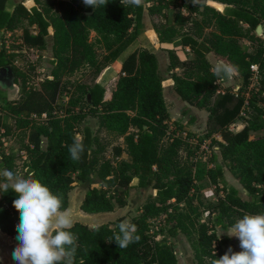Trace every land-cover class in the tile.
I'll list each match as a JSON object with an SVG mask.
<instances>
[{
	"label": "trees",
	"instance_id": "1",
	"mask_svg": "<svg viewBox=\"0 0 264 264\" xmlns=\"http://www.w3.org/2000/svg\"><path fill=\"white\" fill-rule=\"evenodd\" d=\"M33 1L31 8L20 2L11 12V0H0V68L11 65L18 57L1 41L17 23L27 21L30 26H36V41L52 34L53 78L31 86L28 75L13 65L15 86L22 88L20 98L8 101L7 94L0 89V100L5 101V105L0 104V110L13 117L19 128L30 130L29 140L34 149L24 176L35 173L34 178L62 196L65 209L73 184L80 182L86 189L82 210L87 214L127 207L135 186L152 187L155 192V200L146 203L132 221L139 242L126 249H119L112 240L124 217L95 229L79 224L71 229L78 236L76 264H179L173 247L155 241L151 234L150 220L169 213L170 209L175 212L170 219L171 229L186 236L196 264H211L212 259L223 256L222 246L229 238H220L215 229L228 230L245 214L264 213V136L250 138V132L261 130L263 124L251 121L238 132L230 129L241 119L247 105L258 109L257 103H264V77H259L258 87L249 90V97L241 89L219 92L220 79L212 72L207 54L214 52L226 63L238 66V74L249 86L253 76L251 66L258 64L260 74L264 70V46L242 24L252 30L263 26L264 0H218L227 5L223 12L207 5L206 0H195V4L184 0V11L174 12L172 20L171 8L181 7L180 0H147L148 7L107 0L105 7L95 10L86 7L82 0ZM146 10L152 20L153 34L160 43H172L180 38V46L189 47L192 52L191 59L181 60L176 50H169L168 68L178 96L189 105L209 112L204 136L197 143L189 140L195 135L185 125L171 120L159 61L148 49L133 50L121 63L109 93L99 84L88 87L83 99L70 98L63 115L54 114L64 89L63 78L83 67L100 65L95 43L104 49L105 63L117 60L143 30ZM23 33L30 38L29 30L24 29ZM242 40L252 43L253 54L241 45ZM177 69L182 73L177 74ZM88 116H97L107 132L124 138L125 146L115 147L114 155L121 158L126 154L128 159L116 164L111 160L100 161L95 155L98 150L94 148L95 137L90 129L82 137L85 151L81 159H71L69 146L77 137L76 125ZM43 138L46 146L42 149ZM209 138L218 144L233 176L253 195L252 200L243 199L237 188L228 186L224 169L217 163V151H213V167L195 163L197 150ZM2 157L0 169L12 164L11 157L5 154ZM205 179L220 185L218 189L223 193L216 205L219 212L213 226L198 222L180 209L197 188L196 184ZM95 183L99 187H94ZM15 198L10 190L0 191V228L10 236L18 234L16 226L20 219L13 207Z\"/></svg>",
	"mask_w": 264,
	"mask_h": 264
},
{
	"label": "rangeland",
	"instance_id": "2",
	"mask_svg": "<svg viewBox=\"0 0 264 264\" xmlns=\"http://www.w3.org/2000/svg\"><path fill=\"white\" fill-rule=\"evenodd\" d=\"M43 3H47L49 0H41ZM199 1V0H196ZM219 2L218 0H214ZM23 2L26 7L31 8V5H34L33 0H11L9 5V10L11 12L14 11L17 4ZM184 0H180L178 5L181 7L171 8L170 11V19L172 20V14L176 11L183 10L182 5H184ZM215 3L217 7H222L219 2ZM143 4L148 7L147 0H144ZM221 12V11H220ZM145 17L147 18V13H145ZM194 18H198L197 15L193 16ZM147 21V20H146ZM147 23V22H146ZM151 25V24H150ZM153 25V24H152ZM147 25L140 33V39L142 42L150 45L151 35L153 33H148L146 31ZM151 27V26H150ZM36 26H30L27 21H23L20 24H16L12 31H8L3 35L1 41L4 42L6 48L10 51V53H15L18 57L14 60L11 66H16L25 72L29 77V84L31 86H39V83L44 79H52V47L50 38L43 39V41H36L34 38H37V35L32 34V31H37ZM242 28L248 31L251 35L254 34L259 38V43L264 46V22L262 26V33L260 35L257 34L256 30L250 29L247 25L242 24ZM27 29L31 32L30 38H26L24 36L23 30ZM152 38V37H151ZM92 39L95 42V34H92ZM96 49L100 59V65L96 68H92L89 66L83 67L81 70L76 72L73 75H67L63 78L64 89L60 98L58 99V103L56 106L55 115H63V112L66 108V105L70 98L73 100L83 99L85 92L88 87H92L96 84H99L106 89V93H109L115 83L116 75L120 71V65L117 60L112 63H105L103 58L105 55L104 49L98 44L95 43ZM241 45L250 53L253 54L255 49L252 43L248 40H242ZM177 53L182 58L191 59L190 52H181V50H176ZM132 51H125L119 61L122 63L131 53ZM192 54V53H191ZM158 61L160 62V70L159 73L164 80H167L171 77L169 73V69L163 65V56L161 53H158ZM219 61L226 63L219 56L216 57ZM181 73V72H178ZM264 77V70L260 74L259 77ZM237 86L239 87L237 89ZM257 86V82H252L249 86L245 85L244 79L237 73L234 76V80L231 82L229 86H227L223 81L218 82L219 90L221 91H232L238 92L240 89L249 97V90L253 87ZM258 87V86H257ZM1 90L5 91L7 94V100L13 101L20 98L22 94V88L20 85H16L13 89L4 90L0 87ZM165 99L167 103V108L172 111V114L176 117H180L183 113H187L186 109L188 106H184L185 104L181 103L179 98L175 96L172 89H165ZM1 105H5V101L0 100ZM258 109L264 111V103L259 101L257 103ZM189 108V107H188ZM191 109V108H189ZM253 106L247 105L244 109L241 119L231 125L230 129L233 132L240 131L243 127L251 121H258L263 124V128L257 132H250V138H258L264 136V114ZM190 111V110H189ZM197 111V110H196ZM0 163L3 162L2 155L5 154L7 157H11L13 159L12 164L3 165L2 169L7 168L18 175L24 176L25 165L29 161H31L32 152L31 149H34V146L30 143L29 140V129L19 128L16 124V121L13 117L9 116L7 113L0 110ZM36 122L42 123L41 119L38 117H34ZM77 136L83 137L86 129H90L95 137V146L94 148L98 150V153L95 154L96 157L102 160H111L114 164H116L121 159H128V155L123 154L121 158H117L114 155V148L118 146H125L124 138L119 137L115 134H110L100 125V119L97 116H88L86 119L78 123L77 125ZM173 126V125H171ZM196 130V129H195ZM192 135L189 140L191 142L197 143L200 138L204 136L201 130L199 131H191ZM183 137H186L185 133H182ZM200 137V138H199ZM213 138V137H212ZM218 141L220 137H215ZM209 142V152L203 151L200 152L199 149L196 152L194 157L195 163L201 162L208 167H213L214 163L212 162L213 151H217L218 153V162L224 169V174L228 182V186L236 187L239 190V195L246 200H252L253 195L248 193L242 185L238 182L237 179L232 174L230 170L229 162L225 161L220 153V147L216 142L212 141L211 138L206 139ZM46 146V139H42V149ZM215 148V150H213ZM185 155V153H183ZM135 184H137V180H135ZM74 189L71 192V195H75L81 188H84L80 182H75ZM197 188L192 192L187 203L181 204V211L192 217L193 219L198 220L200 223H207L213 226L216 216L218 215L219 210L216 205L219 203V199L223 197L220 185H214L209 180L205 179L203 181L198 182ZM93 186L99 187V183L93 184ZM85 189V188H84ZM86 191V189H85ZM85 194V192L83 193ZM155 200V192L152 187H138L135 186L130 191L129 195V203L128 206L120 209L116 208L113 212L115 214L114 221L116 222L118 218L124 217L125 220L130 221L132 223L134 217L140 214L141 208L151 201ZM175 212L173 210H169V213L162 214L158 218H154L150 220L151 223V234L155 241L169 244L175 250V253L178 257L179 264H191L194 261V252L191 246V243L188 241L186 236L178 231H174L171 229L170 219L174 217ZM264 214V213H263ZM171 215V217L169 216ZM111 222V223H113ZM110 223V224H111ZM220 238L228 237L229 241L226 245L222 246V249L227 252L229 248H231L234 252L241 251L239 246V240L236 237H229L231 233L228 230H224L221 227H217L215 229ZM223 234V235H222ZM228 234V235H227Z\"/></svg>",
	"mask_w": 264,
	"mask_h": 264
},
{
	"label": "clouds",
	"instance_id": "3",
	"mask_svg": "<svg viewBox=\"0 0 264 264\" xmlns=\"http://www.w3.org/2000/svg\"><path fill=\"white\" fill-rule=\"evenodd\" d=\"M86 7H105L107 0H82ZM123 3L142 6L144 0H122ZM195 4V0H192ZM212 72L219 79L231 80L238 73V66L218 62ZM82 138L75 137L69 146L71 159L78 161L84 153ZM4 168L0 169V191L13 192L16 198L13 207L19 212L16 240L19 242L12 252L16 264H76L79 247L78 236L71 231L75 219L70 209L63 207V198L53 193L48 186L34 178ZM118 232L112 240L119 249L139 242L137 227L124 220L118 224ZM231 235L239 240L241 251L231 248L211 264H264V214H245L229 228ZM223 235V234H222ZM216 256V254H215Z\"/></svg>",
	"mask_w": 264,
	"mask_h": 264
},
{
	"label": "crops",
	"instance_id": "4",
	"mask_svg": "<svg viewBox=\"0 0 264 264\" xmlns=\"http://www.w3.org/2000/svg\"><path fill=\"white\" fill-rule=\"evenodd\" d=\"M215 3H218L220 4L219 2H216L214 0H206V4L211 6V7H214L216 10L218 11H221L223 12L225 10V8L227 7L226 4H221V8L220 7H217ZM33 5H31L32 7ZM184 11V10H183ZM145 13H147V18L145 17L144 15V18L142 20V23L144 25V27L147 25L146 27V31L148 33H153V25H152V20L148 14V10L145 11ZM147 20V21H146ZM147 22V23H146ZM151 24V25H150ZM151 26V27H150ZM36 29V28H35ZM144 29V28H143ZM38 31H35L33 32L32 31V34H35L37 35ZM152 37V38H151ZM151 37H149L150 39V45H152L150 48L149 46H147L148 44H146L145 42H142V40L140 39V34L139 36L134 40H131L128 45L126 46V48L123 50V52L121 53V55L125 52V51H133V50H136V49H148L152 52H154L156 54V56L158 55V53H161L162 56H163V65L165 67H169V56H168V51L169 50H181V52H190V55H191V58H192V52L190 50L189 47H186V48H182L180 46V38L179 39H176L174 42L172 43H160L159 40L156 39V37L153 35H151ZM47 38H50V41H51V45H52V34L47 37ZM121 55L118 57L117 59V62L118 64L120 65V68H121V62L119 61ZM179 55V53H178ZM180 59L181 60H187V58H182L180 55H179ZM217 55L214 53V52H210L209 54H207V59L209 60V62L214 66L216 63L218 62H221L219 61L217 58ZM158 58V56H157ZM160 62H159V70H160ZM169 69V68H168ZM177 74H181L182 73V70L180 69H177L175 71ZM178 72H181V73H178ZM170 74H172V71H169ZM234 80V77L233 79H231L230 81L229 80H224V79H220L219 81H223L227 86H229L231 84V82ZM218 81V82H219ZM166 88H170L172 89L173 93L175 94V96L177 98H179L180 102L185 104L184 106H188L186 108L188 110L187 113H183L180 117H176L172 114V111L168 108V112L170 114V118L172 121L174 122H179V123H182L183 125H185L189 131H199L201 130L202 133L205 132L206 130V126H207V119H208V116H209V112H207L206 110H200L194 106H191L189 105L187 102H184L179 96L178 94L175 92L174 90V81L173 79L168 78L167 80H164L163 81V93H164V98H165V89ZM239 87L237 86V89ZM219 92H222L224 93L225 91H221L219 90ZM165 102H166V99H165ZM167 105V103H166ZM190 110V111H189ZM197 110V111H196ZM191 122V123H190ZM189 123V124H188ZM196 129V130H195ZM236 132H238L236 130ZM235 185H233L234 187ZM236 188V187H235Z\"/></svg>",
	"mask_w": 264,
	"mask_h": 264
},
{
	"label": "water",
	"instance_id": "5",
	"mask_svg": "<svg viewBox=\"0 0 264 264\" xmlns=\"http://www.w3.org/2000/svg\"><path fill=\"white\" fill-rule=\"evenodd\" d=\"M258 35L262 33V25L256 29ZM15 73L11 65L0 68V87L4 90L13 89L15 87ZM75 195L69 197L67 209H70L76 225H81L90 229L99 228L104 225H109L114 221L115 214L113 212H102L97 214H87L82 210V205L85 200L86 191L81 188ZM85 192V194H83ZM73 227V228H74ZM72 228V229H73ZM17 236V235H16ZM16 236H10L0 228V261L1 264H16L12 259V252L19 243ZM191 264H196L192 261Z\"/></svg>",
	"mask_w": 264,
	"mask_h": 264
},
{
	"label": "built area",
	"instance_id": "6",
	"mask_svg": "<svg viewBox=\"0 0 264 264\" xmlns=\"http://www.w3.org/2000/svg\"><path fill=\"white\" fill-rule=\"evenodd\" d=\"M251 70H252V73H253V76H252V82L254 81H258L259 79V76H260V70H259V65L258 64H253L251 66ZM209 142L208 141H204L201 145H200V148H199V151L200 152H203V151H207L209 152ZM213 150H215V148H213Z\"/></svg>",
	"mask_w": 264,
	"mask_h": 264
},
{
	"label": "flooded vegetation",
	"instance_id": "7",
	"mask_svg": "<svg viewBox=\"0 0 264 264\" xmlns=\"http://www.w3.org/2000/svg\"><path fill=\"white\" fill-rule=\"evenodd\" d=\"M15 81H16V79H15Z\"/></svg>",
	"mask_w": 264,
	"mask_h": 264
}]
</instances>
